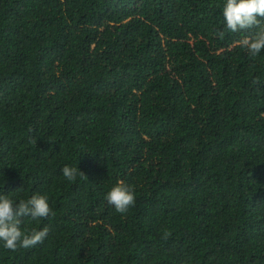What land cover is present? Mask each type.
I'll return each instance as SVG.
<instances>
[{
  "label": "trees",
  "instance_id": "obj_1",
  "mask_svg": "<svg viewBox=\"0 0 264 264\" xmlns=\"http://www.w3.org/2000/svg\"><path fill=\"white\" fill-rule=\"evenodd\" d=\"M222 3L0 0V191L55 213L0 264H264V53L219 37Z\"/></svg>",
  "mask_w": 264,
  "mask_h": 264
},
{
  "label": "clouds",
  "instance_id": "obj_2",
  "mask_svg": "<svg viewBox=\"0 0 264 264\" xmlns=\"http://www.w3.org/2000/svg\"><path fill=\"white\" fill-rule=\"evenodd\" d=\"M221 10L223 30L217 33L219 37L223 39L226 33H239L240 39L236 43L250 56L258 57L264 53V0H223ZM61 173L63 179L71 182L69 185L75 188H80L78 180L86 177L79 169L78 162L65 165ZM23 189L21 187L10 193L0 191V247L10 252L34 248L49 236L47 226L28 229L25 218L39 221L55 215L46 194L25 196L21 195ZM104 199L116 213L127 214L136 204V188L117 181L108 187ZM141 200H147L144 192L141 193ZM168 235L164 231L162 238L167 239Z\"/></svg>",
  "mask_w": 264,
  "mask_h": 264
}]
</instances>
